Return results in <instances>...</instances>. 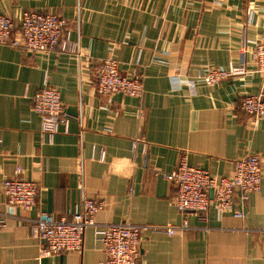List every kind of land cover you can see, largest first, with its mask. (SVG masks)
Listing matches in <instances>:
<instances>
[{
	"label": "crops",
	"instance_id": "0c3cea01",
	"mask_svg": "<svg viewBox=\"0 0 264 264\" xmlns=\"http://www.w3.org/2000/svg\"><path fill=\"white\" fill-rule=\"evenodd\" d=\"M23 10L64 18L78 54L0 44V264H100L105 254L92 228L80 251L43 254L28 226L39 212L69 216L89 198L103 201L98 224L147 226L135 264H264V119L253 124L239 108L264 83L249 54L264 31V0H0V14L15 24ZM104 58L142 76L140 97L95 91ZM230 65L246 72L204 80L207 68ZM45 81L70 116L50 142L32 110ZM182 153L218 176L241 156H259L260 188L244 202L242 218L209 208L206 221L189 212L186 228H177L175 188L157 172L174 169ZM16 168L40 187L29 208L3 200V180ZM233 201L240 207L238 193ZM154 226L176 228L167 234Z\"/></svg>",
	"mask_w": 264,
	"mask_h": 264
},
{
	"label": "built area",
	"instance_id": "2783aa9c",
	"mask_svg": "<svg viewBox=\"0 0 264 264\" xmlns=\"http://www.w3.org/2000/svg\"><path fill=\"white\" fill-rule=\"evenodd\" d=\"M17 20L15 24L10 16L0 14V44L25 52L78 54V46L71 38L67 21L56 13L23 10L17 15ZM252 42L250 58L256 64L257 71L264 74V31ZM245 72L241 65H230L227 69L209 67L203 78L207 83L214 84ZM94 77L95 91L101 95L121 93L140 97L143 93L142 76L121 73L113 58L100 60ZM239 108L253 124L264 119V83L257 93L244 94ZM32 110L40 118L41 136L49 142L57 133L59 122H67L70 118L59 92L46 81L32 96ZM104 156L101 151L100 160ZM260 164L258 155L246 154L234 161L229 175L218 176L189 165L186 153L180 154L174 169L170 172H157L175 188L173 204L182 216V223L177 228H186L185 216L189 212L194 213L200 221H206L209 208L215 210L217 217L230 212L234 217L242 218L244 202L250 193L260 188ZM19 174L20 168H16L14 176L3 180V200L9 206L29 208L36 203L40 187L37 182L21 178ZM236 193L240 204L238 208L233 201ZM102 206L103 201L89 198L69 216L56 217L39 212L28 220L30 234L42 241L43 254H57L80 251L85 230L92 228L105 254L100 264H135L140 257L141 232L147 226L130 222L98 224L95 215ZM1 224L3 219H0ZM175 228L153 227L154 230L164 229L167 234H173Z\"/></svg>",
	"mask_w": 264,
	"mask_h": 264
}]
</instances>
